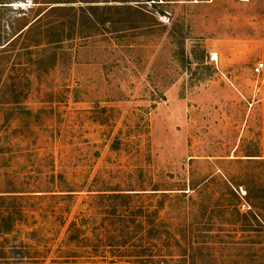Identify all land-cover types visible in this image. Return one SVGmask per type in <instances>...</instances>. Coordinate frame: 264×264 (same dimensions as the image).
<instances>
[{
    "label": "rangeland",
    "instance_id": "rangeland-1",
    "mask_svg": "<svg viewBox=\"0 0 264 264\" xmlns=\"http://www.w3.org/2000/svg\"><path fill=\"white\" fill-rule=\"evenodd\" d=\"M57 1L0 0V264H264V0Z\"/></svg>",
    "mask_w": 264,
    "mask_h": 264
},
{
    "label": "trees",
    "instance_id": "trees-1",
    "mask_svg": "<svg viewBox=\"0 0 264 264\" xmlns=\"http://www.w3.org/2000/svg\"><path fill=\"white\" fill-rule=\"evenodd\" d=\"M73 1L74 0H66V1L62 0V1H57L54 3L55 4L76 3L75 1L74 2ZM77 2L87 4L86 12L92 17L94 16L95 12H97L99 10H104V8H101V6L98 5L99 3H101L99 0H79ZM34 3L39 4L38 2H34ZM46 3H49V2H41L40 4L44 5ZM73 9H74L73 7L69 8V10H73ZM82 9H85V8H82ZM31 10L34 11L35 9H31ZM64 10H66V8L63 6H47L45 9H42L39 11L38 15L35 18H33V21L31 23L27 24V30L32 31L35 28L45 26L48 28V31H50L49 30L50 28H57L60 26H65L66 25L65 23L59 22L58 20L50 21L51 17L54 14L59 13V12L64 11ZM127 10H130L133 13H138V14L143 15V13L140 10H138L137 8H133L131 6H129V8H127ZM92 12H93V14H92ZM93 22L96 25L100 24L96 20H94ZM91 24H93V23L90 20V25ZM68 25H69V27H78L79 26V24L77 22H70ZM23 33L24 32H22L20 35H22ZM18 37L13 39V41L10 42L9 45L12 44ZM127 195H130V194H111L110 197L113 199L115 198V199H119V200H124L126 198H129ZM135 195H139V194H135ZM246 195L248 196L249 193H246ZM119 207H121V206L119 205ZM251 216L255 220L260 219V215L256 211L251 212ZM120 219H122V221ZM124 219L125 220H123V218H119V220L117 222L113 223L114 231H115V229L119 223H120L119 224L120 229H122L123 232L127 231L126 232L127 234H125V235L123 234L119 238H115L117 241L116 243H118L117 245H115V244L109 245V247H111V249H113L109 253L111 254V257L112 258L114 257L115 259H122L124 257H130V255H127L126 250L130 249V247L135 248V245L132 244V243H134V241L131 240V237H130L131 229L134 225H137V227L142 228L143 232H145L147 229L146 217H144V220H141V221L140 220L139 221L133 220L130 216H127ZM158 224L161 225L162 222H158ZM77 229H78L77 223L73 222L70 226L69 232L72 233L74 230L76 231ZM101 257H105V256H101ZM138 257H139L140 264H154L155 262L160 261V260H156L154 258V256H144V258H142V257L140 258V256H138ZM161 259H164V258H161Z\"/></svg>",
    "mask_w": 264,
    "mask_h": 264
},
{
    "label": "built area",
    "instance_id": "built-area-1",
    "mask_svg": "<svg viewBox=\"0 0 264 264\" xmlns=\"http://www.w3.org/2000/svg\"><path fill=\"white\" fill-rule=\"evenodd\" d=\"M260 69H264V63L259 64Z\"/></svg>",
    "mask_w": 264,
    "mask_h": 264
}]
</instances>
